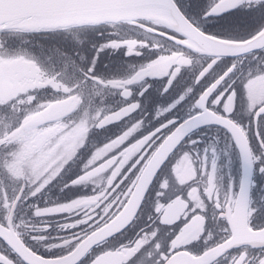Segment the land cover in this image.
<instances>
[{
  "label": "snow or ice",
  "instance_id": "1",
  "mask_svg": "<svg viewBox=\"0 0 264 264\" xmlns=\"http://www.w3.org/2000/svg\"><path fill=\"white\" fill-rule=\"evenodd\" d=\"M118 52L142 62L118 76ZM256 82L264 0H0V264H264V199L220 186L213 143L181 151L215 125L264 174ZM52 186L74 195L41 203Z\"/></svg>",
  "mask_w": 264,
  "mask_h": 264
},
{
  "label": "flooded vegetation",
  "instance_id": "2",
  "mask_svg": "<svg viewBox=\"0 0 264 264\" xmlns=\"http://www.w3.org/2000/svg\"><path fill=\"white\" fill-rule=\"evenodd\" d=\"M209 0H205V4H207ZM250 30V29H248ZM127 31V29H125ZM245 30H241V34ZM131 35L135 36L137 39H142L143 37L139 33H130ZM113 55L115 59H113ZM141 58L139 57H124L122 52H118L112 55H105L104 56V64L101 65L104 67L105 65L113 71L118 76H124L131 72L132 68L130 66L139 64ZM248 62L245 63V68H247ZM148 79H159V78H148ZM251 95L255 98L264 99V82H256L253 83L251 86ZM166 100L163 101L164 106L166 103H170L173 97H167L165 94ZM175 121L176 117H172ZM244 122H247V117H244ZM253 131H256L255 125H253ZM68 134H66L67 138ZM195 141V144H190L188 141ZM208 143H213L216 148V159H217V179L220 186L224 187L231 183L235 188H239L241 181L243 179V171H242V163H241V155L238 149L234 146V142L230 141L227 136L223 133L217 131V126L215 125H204L201 126L189 134H187L186 138H184V144L181 151L191 149L193 154L200 153L203 155V150L207 146ZM42 156H37L36 159L33 161L34 164H39L42 161ZM167 159V158H166ZM163 163V162H162ZM199 163L194 162L195 164ZM259 164L254 162L253 168L250 171L249 182H248V189H249V198L250 204L252 206H256L254 202L260 201L264 199V174L259 173L258 168ZM171 167V166H170ZM168 179L169 184H175L178 187H182L178 185V181L174 180V173H169L166 177H161V179ZM158 187V184H157ZM90 189L85 186H78L77 192L78 193H87ZM74 195L73 192L65 189L61 191L59 186H52L47 191H45L44 195L40 198V202L42 203L44 200L49 202H66L68 199L72 198ZM163 202V201H162ZM170 214L175 212V209H170ZM45 222L49 225H52L51 228L47 229V231L52 232L55 235L53 229L55 228L56 222L61 220V214H52L49 217L44 218ZM182 219L177 220L174 222L177 225L182 227ZM264 220V217L254 216L252 218V223L256 224ZM36 226H40V220L36 219L33 221ZM207 229L202 231V236L207 234V231L210 230L213 234L216 233L217 229L213 225L210 220L206 221ZM169 231H177L174 226H169ZM192 245L203 246L204 240L201 238H197L196 241H190L189 247ZM221 264H226V262L222 261Z\"/></svg>",
  "mask_w": 264,
  "mask_h": 264
},
{
  "label": "trees",
  "instance_id": "3",
  "mask_svg": "<svg viewBox=\"0 0 264 264\" xmlns=\"http://www.w3.org/2000/svg\"><path fill=\"white\" fill-rule=\"evenodd\" d=\"M31 42L32 45H35L37 43H48L49 41L42 35H35L31 37L23 38ZM96 39H101L100 37H96ZM10 45L12 47H16L20 45V39L13 38L11 41H9ZM24 47H28L29 45H23Z\"/></svg>",
  "mask_w": 264,
  "mask_h": 264
},
{
  "label": "water",
  "instance_id": "4",
  "mask_svg": "<svg viewBox=\"0 0 264 264\" xmlns=\"http://www.w3.org/2000/svg\"><path fill=\"white\" fill-rule=\"evenodd\" d=\"M201 126H204V125H200V126H198L197 128H199V127H201ZM197 128H196V129H197ZM193 130H195V129H192L191 131H193ZM191 131H190V132H191ZM240 155H241V154H240ZM241 163H242L243 179L247 178V183H248V182H249V176H250V171H251V169H248V170L245 169V166H244V164H243L242 156H241Z\"/></svg>",
  "mask_w": 264,
  "mask_h": 264
},
{
  "label": "clouds",
  "instance_id": "5",
  "mask_svg": "<svg viewBox=\"0 0 264 264\" xmlns=\"http://www.w3.org/2000/svg\"><path fill=\"white\" fill-rule=\"evenodd\" d=\"M140 35H141L142 37H144V36H146V33H141ZM138 42H141V43H142L143 40H140V41H138ZM158 43H159V42H158ZM158 43H154V44H153V47L158 46ZM197 235H198V233H192L191 236H190V238H191V239H196V238H197Z\"/></svg>",
  "mask_w": 264,
  "mask_h": 264
}]
</instances>
